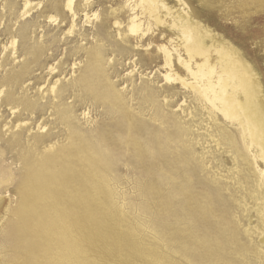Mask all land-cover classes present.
Returning <instances> with one entry per match:
<instances>
[{"label":"rangeland","instance_id":"obj_1","mask_svg":"<svg viewBox=\"0 0 264 264\" xmlns=\"http://www.w3.org/2000/svg\"><path fill=\"white\" fill-rule=\"evenodd\" d=\"M9 1L22 6L21 0ZM48 2L44 13L50 11L54 0ZM121 2L94 0L89 15L97 12L99 19L86 23L84 12L79 11L75 33L65 40L69 19L62 23L67 26L56 32L39 17L41 28L26 33L27 37L18 45L19 58L15 64L8 53L3 61L5 67L0 71L2 81L5 74L11 76L22 68L27 69L31 78L25 83H31L27 96L38 101L36 117L46 124V129L38 132L44 145L67 143L68 133L52 108L53 104L63 103L73 107V123L77 128L98 142L105 137L113 150L110 198L92 205L91 236L89 241L82 242L84 260L88 264H264V245L258 239L260 231L255 230L261 228L255 205L241 188L245 184L244 173L237 175L227 148L217 145L219 129L209 121L192 92L177 82L167 84L163 79L164 62L158 48L172 47L174 43L171 45L169 40H174L178 33L160 27L143 39V47L135 48L136 41L125 38L127 13L121 16L120 31L112 25L111 8ZM3 3L0 0V14L5 12L7 22V9L1 12ZM166 3L173 11L185 9L216 36L212 57L219 70L224 64H220L225 56L221 44L224 42L240 52L264 87V0H180L179 3L166 0ZM34 18L30 25H34ZM8 37L1 25L0 57L1 46ZM149 42L150 51L146 53L144 48ZM34 49H40L42 54L33 57ZM95 52L101 53L102 70L123 96L131 120L143 126L132 133L143 153L139 160L132 157L126 128L118 129L115 115L89 100L77 85L76 81L93 63L90 54ZM173 56V73L190 79ZM57 63L59 73L51 82L61 80L62 101L53 100L49 94L40 99L37 89L47 86L48 67ZM40 77L41 81L37 82L35 78ZM147 88L155 108L144 95ZM15 92L20 93L16 89ZM84 112L88 116L84 117ZM218 122L227 132H233L221 117ZM3 131L1 127L0 152H3V165L9 166L14 180L0 193L3 199L0 264H24V245L20 237L12 234L16 224L12 210L18 202V177L23 172L18 159L23 153L27 155V140L32 143L37 131L35 126L30 133L17 135L21 136L18 144ZM156 135L168 146L169 155L152 159L150 139ZM182 145L187 151H183ZM29 151L35 155L43 149L37 148V153L34 149ZM83 228L80 226L79 232H84ZM49 250L46 259L40 254L41 258L32 264L45 260L49 264H67L58 260L56 249L49 247Z\"/></svg>","mask_w":264,"mask_h":264},{"label":"bare ground","instance_id":"obj_2","mask_svg":"<svg viewBox=\"0 0 264 264\" xmlns=\"http://www.w3.org/2000/svg\"><path fill=\"white\" fill-rule=\"evenodd\" d=\"M21 2V7L17 3H10L9 0H4L2 4L1 12L7 9L9 19L7 22L4 20L5 12L0 14V27L1 25L4 27L9 37L1 46L3 56L0 57V71L5 67L3 61L8 53L15 64L16 59L19 58V43L25 40L30 29H33L32 33H34L36 29L41 28L39 17L44 19L48 28H53L56 32L65 28L67 25L62 23L69 19L64 40L75 33V22L79 11L84 12L86 23L99 19L97 12L89 15L94 0H54L47 13H44V10L49 4L48 0H21ZM124 13H127L125 38L136 41L135 48L143 47L141 45L143 39L153 35L160 27H167L178 33L174 40H169L171 45L174 43L172 47L158 48L164 62L163 79L167 84L177 82L181 87L190 90L206 111L209 121L211 120L218 127L217 145H224L227 148L237 175L244 173L245 184L241 188L255 205L254 210L261 225V228L255 227V230L260 231L258 239L260 238L259 242L263 246L264 87L259 75L240 52L224 42L221 44L225 56L220 59V64L223 62L224 64L219 70L212 57V43L217 41L216 36L185 9L173 11L166 0H122L116 8H111L109 14L113 20V27L118 31L122 27L121 16ZM34 16L35 23L30 25ZM117 34L121 35L120 32ZM150 45V42L145 45L146 53L150 51ZM37 53L42 54L40 49L31 52L33 57ZM173 55L190 79L173 73ZM90 58L93 63L76 81L77 85L89 100L100 105L110 115H115L118 129L126 128L132 145V157L139 160L143 153L140 144L134 141L132 133L143 126L131 120L123 96L105 76L101 53L90 54ZM59 63L48 67L50 80L47 81V86L37 87L36 93L41 95L40 99H44L45 94H49L53 96V100L62 101L61 80L56 79L51 82L55 74L59 73L57 71ZM132 63L135 64V61ZM29 76L27 69L22 68L11 76L5 74L0 81V129L4 128L3 134L9 133L16 143L17 139L21 140V136H17L20 133H30L35 126L37 131L32 143L27 140V155L23 153L18 159L23 172L18 177V202L12 210L16 223L13 225L12 234L20 237L24 245V254H26L24 264H32L41 256L40 254L46 259L45 256L50 251L49 247L56 249L55 252H58L56 257L62 262L88 264L82 255V242L89 241L91 236L89 225L92 219V205L94 203L100 205L106 198H110L109 176L112 172L111 159L114 153L105 137H98V142L93 136L89 137L77 128L73 123V107L71 104L63 103L53 104L52 108L68 133L67 143L44 145L42 136H39L38 132L44 131L46 124L36 117L38 101L35 99L32 101L27 96L31 83L29 82L28 85L25 83L31 80ZM35 79L40 82L42 78ZM37 82L35 81V84ZM15 89L20 93L16 94ZM144 95L149 105L155 108L149 88ZM88 114L84 112L83 116L86 117ZM220 117L228 123L233 132H227L225 127H221L223 125L218 122ZM150 140L149 154L152 159L169 155L168 146L164 141L162 143L157 135ZM165 140L168 142L167 137ZM39 147L43 151L37 153ZM182 148L183 151H187L183 145ZM28 149H34L37 154L33 155ZM3 163V152H0V193L14 180L9 166ZM238 176V184L242 186ZM2 204L3 199L0 198V208ZM245 211L248 212V209L246 208ZM80 226L85 229L82 233L79 232ZM245 232L249 235L248 230ZM234 245L237 246L236 243ZM39 262V264H49L46 260L43 261L44 263Z\"/></svg>","mask_w":264,"mask_h":264}]
</instances>
